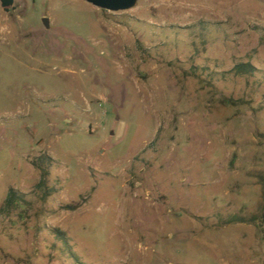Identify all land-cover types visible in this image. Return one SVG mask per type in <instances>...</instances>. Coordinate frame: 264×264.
Returning <instances> with one entry per match:
<instances>
[{
  "label": "rangeland",
  "instance_id": "1",
  "mask_svg": "<svg viewBox=\"0 0 264 264\" xmlns=\"http://www.w3.org/2000/svg\"><path fill=\"white\" fill-rule=\"evenodd\" d=\"M259 174L264 0L0 4V264H264Z\"/></svg>",
  "mask_w": 264,
  "mask_h": 264
},
{
  "label": "water",
  "instance_id": "2",
  "mask_svg": "<svg viewBox=\"0 0 264 264\" xmlns=\"http://www.w3.org/2000/svg\"><path fill=\"white\" fill-rule=\"evenodd\" d=\"M91 5L110 11H122L133 7L137 0H83ZM41 21L45 27L49 26L48 17L44 16Z\"/></svg>",
  "mask_w": 264,
  "mask_h": 264
},
{
  "label": "trees",
  "instance_id": "3",
  "mask_svg": "<svg viewBox=\"0 0 264 264\" xmlns=\"http://www.w3.org/2000/svg\"><path fill=\"white\" fill-rule=\"evenodd\" d=\"M11 3H12V0H0V4H1L2 7H7V6L11 5ZM238 67H241V65H238ZM241 69H246L247 70L245 65H242ZM258 178H259V183H260V187H261L260 202H259V212H262V214L264 215V174H259ZM6 205H9V202H7ZM255 216H256V214H252L250 216L228 215V216L225 217V219H223V222H226V223L233 222V221H247V222H250V221H252L255 218Z\"/></svg>",
  "mask_w": 264,
  "mask_h": 264
}]
</instances>
